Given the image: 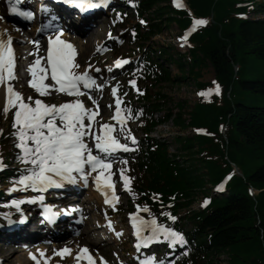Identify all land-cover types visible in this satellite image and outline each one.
Listing matches in <instances>:
<instances>
[{
  "label": "trees",
  "instance_id": "1",
  "mask_svg": "<svg viewBox=\"0 0 264 264\" xmlns=\"http://www.w3.org/2000/svg\"><path fill=\"white\" fill-rule=\"evenodd\" d=\"M132 2L137 14L153 10L150 19H160L139 36L142 40L160 33L166 22L184 28L190 21L189 11L174 10L169 0ZM187 4L194 15L212 18L191 35L190 59L179 52L169 53L167 47L159 49V57L166 54L164 63L176 65L180 75H172L164 63L155 65L148 58L142 60L141 75L150 78L152 86L177 84L185 80L186 67L190 70L207 60L222 94L211 100L199 97L184 122L185 103L181 102L176 103L178 112L169 109L162 119L145 114V110H157L165 96L155 92L151 101L147 87L139 89L137 98L147 104L138 116L144 135L134 157L137 172L132 177V198L158 219H168L162 213L176 217L171 226L186 243L173 264H213L219 255H226L227 264H264V16L241 17L251 11L264 15V2L187 0ZM138 73L132 71L131 76L136 78ZM189 73L194 80L199 75L192 69ZM206 85L210 84L196 81L197 88ZM169 119L179 127L203 128L205 133L175 137L178 152L170 154L166 142L149 135L156 123ZM219 124H226L225 135ZM232 164L240 166L242 174L230 179L227 193L213 196L201 210L191 209L197 195L207 189L206 183L218 181ZM248 186L259 192L250 195ZM181 210L186 211L183 216ZM185 220L191 225L188 229Z\"/></svg>",
  "mask_w": 264,
  "mask_h": 264
},
{
  "label": "snow or ice",
  "instance_id": "2",
  "mask_svg": "<svg viewBox=\"0 0 264 264\" xmlns=\"http://www.w3.org/2000/svg\"><path fill=\"white\" fill-rule=\"evenodd\" d=\"M63 2L75 5L80 11H84L85 5L87 7L107 6L110 0H98V3H93V0H63ZM173 2L178 7L182 6L179 0H173ZM5 3L7 4L9 14L19 16L28 21L34 19V12L20 7L24 3V0H5ZM129 3H131V0H129ZM44 10L42 5L41 11ZM120 18V14L118 13L117 19ZM141 23H144V21H141ZM205 23L207 21L203 19L193 21L194 26ZM8 31V29L0 31V84H3L5 87V101L0 111L4 113L6 118L9 110L13 109L11 124L13 131L10 135L15 137L14 147L19 150L16 154V159L24 167L20 170L21 174L13 178L12 186L7 191L11 192L18 187H30L43 191L50 186H62L64 182L75 183L76 174L87 184L89 176L95 173L93 181L97 189L101 190V184L105 185L107 189H113L112 198L118 202V197L114 191V182L111 180V162L99 153L110 154L119 149L125 151L130 149L127 144L121 143L117 136L113 134L116 131L115 125L100 123L98 129L94 130L95 117L98 115L99 105L90 93L83 91V89H91L95 85V79L88 71L92 65L86 66L83 72L77 71L79 65L74 62V57L77 55L75 46L71 42L61 38L64 30L63 28H58L55 36H49L48 38L46 58L37 56L27 66L26 71L31 77L27 81L28 86L37 95L29 96L25 99L23 93L15 89L10 82L17 77L15 74V53L12 47L13 38L7 35ZM37 31H44V28H38ZM108 35L110 37L111 33ZM186 38L187 33L181 39ZM31 43L39 45V41L36 40L31 41ZM99 47L97 45V51H99ZM45 59L47 67L41 66V61ZM126 63H128L126 58H117L114 61L116 67H120ZM49 67L53 84L45 82L49 74ZM95 71L99 72L100 69L96 68ZM128 83L135 87L134 79L128 81ZM96 86L103 88V85ZM53 89L76 97L88 94L95 108L89 109L85 107L80 99L67 101L59 105L44 103L39 97L50 95V90ZM216 90H219L218 86ZM117 91V86H113L111 93L115 97V111L110 119L117 121L120 125L119 133L126 136L135 144L136 139L131 135L130 130L126 126V120L131 118L132 115L131 109H127V116L122 115L124 111L121 107L122 98L117 95ZM137 91L139 90L137 89ZM211 91V89L208 90V92ZM200 94L207 95V93ZM140 114V112L136 113L137 116ZM85 120H87V123H85ZM2 132L3 129H0V133ZM89 141L94 142L92 146H90ZM93 148L96 150V153H94ZM6 167L3 163V157H0V171ZM123 172L124 169H121V179L124 181V187L127 189L131 178L124 176ZM220 187L222 185L218 186V188ZM103 194L105 195L104 202L111 204L112 200L107 198V192L104 191ZM37 199L42 200L43 197H38ZM19 203V201H12V204L17 206ZM203 203H208L207 198ZM42 207L48 209L47 205H42ZM136 207L138 211L141 210L139 205ZM75 210L78 209L73 208L64 211ZM143 211H148L147 206H144ZM162 215H167L171 220L176 219V217L168 213H162ZM129 218L133 235L136 237L135 247L137 251L142 246L148 247L153 242H167L169 248L174 247L176 244L186 243L180 232L163 224H158L154 216L146 220L143 217L137 216L136 213H129ZM105 219L109 229L114 230L107 216H105ZM23 220L24 217L21 216V221ZM145 229L148 230L147 235L144 234ZM116 235L120 236L121 233L117 232ZM37 251L39 257L43 258L44 264H48L49 258L45 256L43 250ZM69 253L70 249L67 247L53 251V255L61 257ZM29 255L36 261V264H40V259L35 254L30 253ZM76 256L77 260L83 258L88 261V264H94V259L89 254L86 246L81 247ZM137 259L139 260V264H172V262L164 258L157 261L154 255H148L144 258L137 257Z\"/></svg>",
  "mask_w": 264,
  "mask_h": 264
},
{
  "label": "rangeland",
  "instance_id": "3",
  "mask_svg": "<svg viewBox=\"0 0 264 264\" xmlns=\"http://www.w3.org/2000/svg\"><path fill=\"white\" fill-rule=\"evenodd\" d=\"M257 2H264V0H255ZM130 14L127 16L126 20L125 19H117L114 18L112 19L111 22H106L105 16L102 18L101 24L97 22L94 24V29L89 31V38L85 39L88 41L85 46V52L86 49H91V52L89 53L90 50L87 51L86 55H82L80 58V61H78L82 65H92L97 68H107L109 67L110 63L112 62L113 59L117 57H124L126 55H130L132 52H140V49L138 47L139 41H135V39L132 38L131 34L129 31L136 25V24H141L140 22L142 19L136 18L132 11H129ZM151 13L149 15H145V23L147 25L151 23V20L149 19V16H152V10L150 11ZM250 17L252 18H257V17H263L264 15H261L257 11H253L249 14ZM161 18H165L163 15ZM104 19V21H103ZM148 19V20H147ZM160 19L154 18L153 22H157ZM208 21V18L206 19ZM139 22V23H138ZM161 23L165 22L160 21ZM0 25H5V22L0 20ZM141 25L140 32H144L147 28L145 25ZM144 26V27H143ZM109 33H111V36L109 37ZM87 37V34H85ZM128 35V37H127ZM184 37V35H181L179 27L174 23V22H166L164 26L162 27V31L156 35L151 36L147 41L143 43L144 48L146 47H151L153 48L156 52H158V49L167 47L168 52L175 55L176 52L182 53L185 55V57H190V54L188 55V46L187 43L185 42V39H181ZM93 42L96 44L98 42L99 47V52L93 54V48L92 44ZM84 52V53H85ZM163 58V56H162ZM168 65V64H167ZM170 72L175 75H180V71L177 69L176 65L171 64L168 65ZM192 69V72H198L199 75H197V79H193V75L189 73V71ZM190 70L186 67L184 70V76L186 77L185 80L177 83V84H172V83H161L160 85L152 86L150 80H140L139 81V87H148V96L150 100L154 101V96L156 90L163 94L165 97L160 100V106L158 107L159 110H155L152 112L154 118H162L164 117V113L167 112V110L171 109L172 113H176L179 111V108L176 103H185L183 112L182 120H185L184 122H187L189 120L188 112L193 108L194 104L197 101V86H196V81L199 83H207L211 82L213 77H214V72L207 60H203L201 63H198V65L194 66ZM174 75V76H175ZM103 88H99L97 91V97L95 98L96 102L100 105V110H101V117L96 123L95 129H98V125L100 123H111L115 125L116 131L113 133L114 135L117 136V138L121 141L124 142L125 144L131 145L132 141L128 139L126 136L122 135L119 133V128L120 125L117 121H114L110 119V117L113 115L115 111V97L112 96V93H110V86L111 85H117L118 91L117 95L122 98V109H124L123 103L127 100H132V106H138L139 102L136 101L134 98V95L130 89V84L128 83V77L126 74H117L114 78H110L108 80L103 79ZM23 96L25 99L29 96H36L34 91H28V92H22ZM40 99L43 100L44 103L46 104H55L58 105L60 103H63L62 99L59 100V98L55 97L54 101L52 99H48L46 97H39ZM4 104H0V109L3 108ZM111 105V107H109ZM128 106H125L124 111L122 112V115L127 116V109ZM132 116L131 118L126 120V126L130 130L132 136L141 138L142 137V131L141 128L138 124V121L135 119L134 120V115L135 112H131ZM12 119H13V109H10L7 117L5 118V115L2 111H0V129H3V132L0 133V142L5 144L8 143H13L15 140H10V133L12 131L11 124H12ZM94 129V130H95ZM223 130V128H222ZM196 132L193 131L191 128L185 126V127H179L173 123L171 119L166 120L164 123L157 125L156 127L153 128L152 132L150 133V136L154 137L155 139L162 140L167 143L168 145V152L170 154L177 153L178 152V142L175 140V137L177 136H182V137H189L195 134ZM93 141H89L90 146L93 145ZM133 148V147H132ZM10 150H12L13 154H11V158H9V161L7 162V168H13L16 166V163L14 160H12L14 154H16L15 148L13 149L12 146L9 147ZM7 150V148H6ZM8 151V150H7ZM9 152V151H8ZM199 156V155H197ZM0 157H3L0 155ZM133 155H131L125 163L126 160H114L111 161L112 165V173L114 175V179L116 183H118L119 188L121 189V201L120 204L118 205V208L116 209L117 212H112L111 210L109 211H104L98 207V203L95 202V199L92 198V196H89L90 198V203L87 204V207L89 208L88 212L90 214L89 218L92 221L91 223L87 222L86 227L85 225L82 226L84 230H91L92 234L94 236H100V232L104 235L107 236L106 244L105 242H102V252L105 256L102 255H97L96 253H92V256L95 258H103L102 262L103 263H97V264H128L129 262L132 261V252L130 251L129 244H128V239H127V233L125 230V226L123 223V216L126 211L131 210V207H133L132 199L131 196L129 195V190L131 189L130 185L126 189L124 187V181L121 179V169H124L123 175L125 173L128 174H133L136 173L133 165ZM238 169L241 171L242 168L238 166ZM201 172H205V168H200ZM4 189H8L5 185L2 186ZM207 189L204 190L203 192L199 193L197 195V198L194 200L191 208L192 209H198L200 207V201L202 196L206 194H210L209 191V183H206ZM255 192V191H254ZM103 213L105 216H107L109 219L114 220V223L118 225L119 229L118 232L121 233L119 238L113 237L110 238L108 234H105L104 230L100 228V232L97 229H93L92 223L93 222H98L101 221V218L103 216ZM182 214V212H181ZM92 218V219H91ZM96 218H99V220H96ZM89 221V220H88ZM94 225V224H93ZM81 228V227H80ZM185 228H190L189 223H185ZM78 230L81 232V230L78 228ZM98 232V234H97ZM79 234L73 235L74 238L75 236H78ZM72 236V237H73ZM98 239V238H97ZM105 244V245H104ZM47 246V245H46ZM54 246V247H53ZM50 245L48 247V252L49 256L53 257V249L55 248L56 245ZM100 245H99V249ZM12 249V247H11ZM9 249V250H11ZM52 249V250H51ZM58 247L55 249L57 250ZM18 253H25V251H17L15 254ZM52 253V254H51ZM159 255V253H158ZM70 257L72 254L69 255ZM66 256H63L57 260H54L58 262V264H72L71 261L65 259ZM64 259V260H63ZM52 260L48 259V263L52 264ZM4 263V261H3ZM41 264V263H40ZM44 264V263H43ZM202 264H207L206 262H203ZM213 264H227L226 262V255H219L217 257V260Z\"/></svg>",
  "mask_w": 264,
  "mask_h": 264
},
{
  "label": "bare ground",
  "instance_id": "4",
  "mask_svg": "<svg viewBox=\"0 0 264 264\" xmlns=\"http://www.w3.org/2000/svg\"><path fill=\"white\" fill-rule=\"evenodd\" d=\"M35 28V27H34ZM4 29H8V33L7 35H10L13 39H12V45L16 50V55L19 57V62L17 64V66L15 67V74H16V79L13 81H10L14 88L19 90V91H28L29 86H28V79H30V75L28 74V72L26 71L27 66L29 64H31L36 58L37 56H42L43 52L41 49V44L39 42V45H35L33 43L28 42L29 39H27L26 44H17L14 43L15 39H21V37L19 36L18 33L16 32H12L11 31V25H0V31H3ZM29 37L32 36V33H29L28 35ZM6 38V37H5ZM76 39V43L79 44V50L81 51V55H84L83 53L85 52L84 48L86 46V43H88V41L86 40L85 42V37L84 36H77L75 37ZM22 40V39H21ZM91 50L90 49H86V51ZM80 55V56H81ZM22 70V76H18V71ZM21 83H23V85H21ZM5 101V88L4 85L2 84V87H0V104H4ZM89 192L88 195H91V191L90 189L87 191ZM68 195V194H67ZM72 204V203H71ZM87 215L90 216V214L88 213ZM89 220V218L87 219V221ZM89 223H91V221H88ZM93 226V224H92ZM93 229H97L96 227H92ZM98 234V232H97ZM100 235V234H99ZM5 238V237H4ZM98 238V239H97ZM69 241V242H68ZM105 238L102 236H94L91 232V230H82L80 235L76 236L73 239H69V240H64V246L67 247L68 245L74 248V251H72V257L66 256L65 259L72 261L73 263L75 262V258H74V254L79 251V249L81 247L86 246L87 248H89V251L94 252V248H96L98 250L99 253H102V248H101V244L102 242H105ZM1 244V243H0ZM106 244V243H105ZM104 244V245H105ZM8 243H4L0 245V253L2 254L1 259H0V264H36V261H34L31 257H30V252H28V248L30 249L32 246H27V247H21V246H16L14 245V248L11 249V247ZM52 246L54 244H51ZM58 245V244H55ZM99 245L100 248L99 249ZM48 247L46 245H42L39 246V248H37V250H43L44 254L46 257L49 258V260H52V264H58V262L54 261L60 258L59 255H53V257L49 256L48 252ZM11 249V250H9ZM36 250V253L38 255V258L40 259V263L43 264L44 260L43 258L39 257V253ZM17 251H25V253H18L15 254ZM54 251V249H53ZM94 259V264H96L97 259ZM64 260V259H63ZM81 260H84L83 258ZM80 260V261H81ZM4 261V263H3ZM98 261H101V258L98 259ZM49 264V263H48Z\"/></svg>",
  "mask_w": 264,
  "mask_h": 264
}]
</instances>
